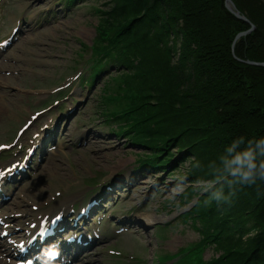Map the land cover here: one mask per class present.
I'll return each instance as SVG.
<instances>
[{"label": "trees", "instance_id": "trees-1", "mask_svg": "<svg viewBox=\"0 0 264 264\" xmlns=\"http://www.w3.org/2000/svg\"><path fill=\"white\" fill-rule=\"evenodd\" d=\"M231 1L253 25L236 38L249 24L223 0H108L81 76L88 87L114 72L102 82V116L118 123L114 134L146 148L140 162L173 166L172 149L192 156L180 198L206 182L187 213L200 245L218 254L203 262L204 246L196 257L183 249L175 264H264V179L243 182L224 164L249 149L264 160V67L244 62H264V0Z\"/></svg>", "mask_w": 264, "mask_h": 264}, {"label": "rangeland", "instance_id": "rangeland-1", "mask_svg": "<svg viewBox=\"0 0 264 264\" xmlns=\"http://www.w3.org/2000/svg\"><path fill=\"white\" fill-rule=\"evenodd\" d=\"M109 2L0 0V40L15 25L24 33H17L8 48L0 51V142L13 144L19 134L17 143L26 138L29 144L37 134L34 143H41L44 150L36 151L41 157L39 162L38 155L28 157L32 169L16 191L14 211L2 212L0 207V216L29 213V203L37 210L55 206L53 212L59 211L56 205L64 203L69 216V208L78 210L79 205L105 188L102 184L116 181L118 186L112 185L111 199L102 204L108 208L109 221L104 216L97 219L102 214L99 209H93L86 219L88 226L99 230L100 241L85 254L89 256L87 261L77 264H160L162 259L163 264H175L183 249L196 257L202 246L198 254L207 262L218 252L210 244L200 245L204 239L187 213L194 207L196 196L204 192L206 182L191 183L196 195L190 199L179 197L189 185L184 175L192 156L180 157L182 153L172 149L173 166L149 169L139 160L146 148L114 134L111 129L118 123L103 119L102 96L106 93L102 82H109L114 72L107 69L88 87L81 82L95 44L98 17L104 16ZM171 44L168 39L167 45ZM175 49L172 63L178 60V42ZM23 125L27 127L19 132ZM48 137L55 138L54 143ZM19 150L14 145L2 151L0 166L16 155L19 158ZM134 179L141 183L140 191ZM125 180H131L129 185L123 184ZM127 213L128 222L124 223L120 217ZM28 221L27 216L18 223ZM3 240L0 238L1 264H13Z\"/></svg>", "mask_w": 264, "mask_h": 264}, {"label": "clouds", "instance_id": "clouds-1", "mask_svg": "<svg viewBox=\"0 0 264 264\" xmlns=\"http://www.w3.org/2000/svg\"><path fill=\"white\" fill-rule=\"evenodd\" d=\"M258 146L260 155L264 156V139L258 141ZM224 164L233 176H238L243 182L253 181L257 174L264 179V160L257 163L256 153L251 149L236 154L230 160L225 159Z\"/></svg>", "mask_w": 264, "mask_h": 264}, {"label": "bare ground", "instance_id": "bare-ground-1", "mask_svg": "<svg viewBox=\"0 0 264 264\" xmlns=\"http://www.w3.org/2000/svg\"><path fill=\"white\" fill-rule=\"evenodd\" d=\"M41 1H43V0H41ZM24 25L26 26L25 23H24ZM15 33H20V34L22 33V34H24L23 31H21V29H19V28H17V29L15 30ZM15 39H16V36L13 35V36L11 37L10 40L12 41V40H15ZM147 178H150V179H151V178H152V175H149ZM131 180H132V179H131ZM131 180H129V181L131 182ZM133 181H134L135 186L137 185L136 188H139V186H140L141 183L138 182V181L135 180V179H134ZM130 182H129V183H130ZM127 183H128L127 180L123 181V184H124V185H127ZM129 183H128V185H129ZM112 185H113V186H118V185L116 184V181H115L114 183H112ZM112 188H113V187H111V189H112ZM141 188H142V187L139 188V191L141 190ZM180 195H181V194H180ZM180 195H179V196H180ZM11 203H12V202H11ZM63 204H64V203H61V204L56 205V206H59V211H60L61 213H64L65 210L67 209V208H65V206H63ZM52 207H53V208H56L55 206H51V205H50V208H52ZM136 223H137V222H136ZM204 245H205V244H204ZM86 253H87V251H83L82 253H80L78 256L75 257L76 259H74V260H70V261H68V262L66 261V262H64L63 264H77V261H84V260H86V259L89 257V256H86V257H85V254H86ZM0 256H1V254H0ZM75 260H76V261H75ZM86 261H87V260H86ZM89 261H90V260H89ZM0 264H1V258H0Z\"/></svg>", "mask_w": 264, "mask_h": 264}, {"label": "water", "instance_id": "water-1", "mask_svg": "<svg viewBox=\"0 0 264 264\" xmlns=\"http://www.w3.org/2000/svg\"><path fill=\"white\" fill-rule=\"evenodd\" d=\"M223 5L225 7V9L227 11H229L232 15H234L236 18L246 22L249 24V28L245 31L239 32L235 35V38L238 37L239 35H244L245 33H247L249 30L253 29V25L242 15L239 14V12L237 11V9L235 8V6L233 5L231 0H223ZM245 63L249 64V65H253V66H262L264 67V62H259V61H244Z\"/></svg>", "mask_w": 264, "mask_h": 264}, {"label": "snow or ice", "instance_id": "snow-or-ice-1", "mask_svg": "<svg viewBox=\"0 0 264 264\" xmlns=\"http://www.w3.org/2000/svg\"><path fill=\"white\" fill-rule=\"evenodd\" d=\"M3 175V173H0V176H2Z\"/></svg>", "mask_w": 264, "mask_h": 264}]
</instances>
